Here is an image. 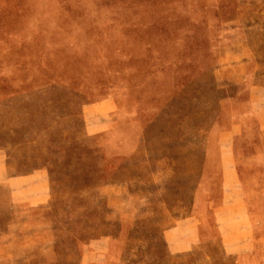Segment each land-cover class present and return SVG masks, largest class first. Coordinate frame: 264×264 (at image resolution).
I'll use <instances>...</instances> for the list:
<instances>
[{"label": "rangeland", "instance_id": "rangeland-1", "mask_svg": "<svg viewBox=\"0 0 264 264\" xmlns=\"http://www.w3.org/2000/svg\"><path fill=\"white\" fill-rule=\"evenodd\" d=\"M263 101L264 0H0V264H264Z\"/></svg>", "mask_w": 264, "mask_h": 264}, {"label": "crops", "instance_id": "crops-1", "mask_svg": "<svg viewBox=\"0 0 264 264\" xmlns=\"http://www.w3.org/2000/svg\"><path fill=\"white\" fill-rule=\"evenodd\" d=\"M263 105H264V101H263ZM262 106V105H261ZM264 107V106H263ZM258 118H259V128L261 130H264V110L263 112H258ZM245 125L244 122L241 120H234L231 124V126L228 129H224L222 132H220V136L222 134V136H224V139L221 140L219 147L220 150L222 151L223 154V172H224V190L226 192H228V196L229 194H231V198L236 199L237 201L239 199H242V201H244V191L242 188V183L240 180V176L238 175V171L237 168L234 166L233 164V149H232V142L234 140V138L236 136H239L240 134H242L243 129H244ZM4 170L8 175H12L11 173H8V166H7V162H6V157H5V162H4ZM38 169H33L30 171H26V172H22V173H16L13 174L14 176L17 175H25V174H29L32 173L34 171H36ZM2 178L0 177V180ZM236 193V195H235ZM226 195L224 192V199H225ZM193 215L190 214L188 216H185V220L191 221L190 219H192ZM184 220V219H183ZM182 220V221H183ZM184 223V226L187 224L185 221L183 222H177L176 224H174V226L170 227L168 229V231H166V234H171V232H175V231H182L185 229V227H182V224ZM167 234V235H168ZM191 241H187L185 240L184 236H179L176 239H174L173 241H168V247L170 248V250L172 252H177L179 250H181V248L183 246L185 247H191Z\"/></svg>", "mask_w": 264, "mask_h": 264}]
</instances>
